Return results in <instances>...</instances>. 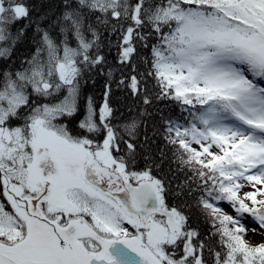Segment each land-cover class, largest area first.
Returning <instances> with one entry per match:
<instances>
[{"label": "snow or ice", "instance_id": "6c2138e0", "mask_svg": "<svg viewBox=\"0 0 264 264\" xmlns=\"http://www.w3.org/2000/svg\"><path fill=\"white\" fill-rule=\"evenodd\" d=\"M0 264H264V0H0Z\"/></svg>", "mask_w": 264, "mask_h": 264}, {"label": "trees", "instance_id": "16d2710c", "mask_svg": "<svg viewBox=\"0 0 264 264\" xmlns=\"http://www.w3.org/2000/svg\"><path fill=\"white\" fill-rule=\"evenodd\" d=\"M88 91L90 92H95V94L97 95V98H99V95H100V90L99 88H96V89H88ZM166 104H167V107H166ZM160 108H163L166 112H169L171 111L172 113H174L175 115H180V112H179V109L176 108L174 105L168 103V102H165V103H161L159 105Z\"/></svg>", "mask_w": 264, "mask_h": 264}, {"label": "rangeland", "instance_id": "374dc122", "mask_svg": "<svg viewBox=\"0 0 264 264\" xmlns=\"http://www.w3.org/2000/svg\"><path fill=\"white\" fill-rule=\"evenodd\" d=\"M223 206H224V208H225V211H229V212H231L230 208H229L226 204L223 205ZM248 227L251 228L252 225L249 224ZM250 237H251L253 243H258V242H260V236H259V235H255V236H253V235L250 233Z\"/></svg>", "mask_w": 264, "mask_h": 264}]
</instances>
